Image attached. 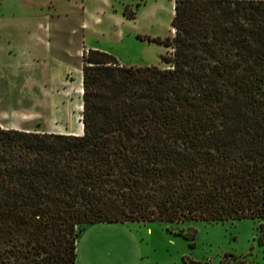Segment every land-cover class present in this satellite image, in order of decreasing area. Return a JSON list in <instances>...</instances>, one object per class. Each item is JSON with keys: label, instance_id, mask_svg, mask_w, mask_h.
Wrapping results in <instances>:
<instances>
[{"label": "trees", "instance_id": "16d2710c", "mask_svg": "<svg viewBox=\"0 0 264 264\" xmlns=\"http://www.w3.org/2000/svg\"><path fill=\"white\" fill-rule=\"evenodd\" d=\"M173 9L166 66L83 53L81 134L0 124V264H77L89 223L264 220V0Z\"/></svg>", "mask_w": 264, "mask_h": 264}, {"label": "rangeland", "instance_id": "374dc122", "mask_svg": "<svg viewBox=\"0 0 264 264\" xmlns=\"http://www.w3.org/2000/svg\"><path fill=\"white\" fill-rule=\"evenodd\" d=\"M174 1L0 0V123L80 133L83 53L166 66L171 47L150 38L173 35ZM76 251L77 264H264V220L90 223Z\"/></svg>", "mask_w": 264, "mask_h": 264}, {"label": "crops", "instance_id": "0c3cea01", "mask_svg": "<svg viewBox=\"0 0 264 264\" xmlns=\"http://www.w3.org/2000/svg\"><path fill=\"white\" fill-rule=\"evenodd\" d=\"M46 83L43 84V88H46ZM3 127H7V126H4L2 123H0ZM7 128H12V127H7ZM20 129V128H19ZM24 130H30V129H24ZM32 131H39V130H32ZM47 132H54V133H64V134H69V133H73V134H81L82 133V129H81V132L80 133H76V132H71V131H68V130H63V131H47ZM90 224V223H89ZM77 246V244H76ZM77 252V251H76ZM76 257H77V253H76Z\"/></svg>", "mask_w": 264, "mask_h": 264}]
</instances>
